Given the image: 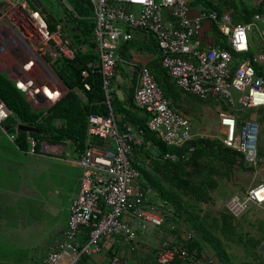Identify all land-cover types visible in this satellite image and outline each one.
<instances>
[{
	"label": "built area",
	"instance_id": "obj_1",
	"mask_svg": "<svg viewBox=\"0 0 264 264\" xmlns=\"http://www.w3.org/2000/svg\"><path fill=\"white\" fill-rule=\"evenodd\" d=\"M52 1L61 9L56 19L62 21H55L53 30L46 15L39 8L30 7V0H0V64L7 62L9 79L35 111L49 109L68 92L52 66L57 60L73 59L77 53L62 11L73 19L81 17L69 0ZM88 1L96 61H89L86 68L97 71L109 112L107 116L87 117L85 148L74 161L83 170L80 188L66 229L49 244L39 264H79L83 258L101 254L104 239L121 237L130 244L136 240L130 220L137 221L141 228H161L165 222L151 205L145 204L136 183V151L143 148L155 153L157 147L145 141L140 130L127 123L119 124L109 104L116 75V51L120 43L132 40L131 31L153 39L161 67L182 92L201 101L220 98L232 105L230 111L219 114V136L193 133L189 119L169 107L149 69L136 65L133 104L146 114V129L172 148H182L194 139L217 138L225 147L242 154L249 166L256 169L258 164L260 124L252 117L242 120L236 104L244 112L264 109V73H257L254 68L255 62H264V42L258 44L256 56L244 57L251 46V28L255 21L264 22V17L255 16L249 24H234L227 12L200 10L192 14L191 0ZM210 23L217 26L226 47L201 38L203 26ZM234 57L240 61L233 67ZM88 74L84 70L81 76L85 79ZM83 87L89 90L87 83ZM76 92L83 99L81 92ZM8 116L7 108L0 102V131L13 143L15 129L8 134L2 127ZM34 148L35 141L30 140L26 153L37 155ZM56 148L49 143L40 144L41 152L55 153ZM165 157L175 158L172 154ZM250 205L264 208V181L233 195L225 208L238 217ZM173 227L169 225L170 229ZM179 229L184 241L192 239V231ZM171 245L169 240L161 242L157 264H170L174 257L198 264L193 254ZM106 258L105 264L121 262L116 255Z\"/></svg>",
	"mask_w": 264,
	"mask_h": 264
},
{
	"label": "trees",
	"instance_id": "obj_2",
	"mask_svg": "<svg viewBox=\"0 0 264 264\" xmlns=\"http://www.w3.org/2000/svg\"><path fill=\"white\" fill-rule=\"evenodd\" d=\"M69 1L81 17L73 19L62 11L66 23H69L68 36L77 53L73 59L57 60L52 66L68 92L49 109L35 111L8 76L0 72V102L9 112L2 127L9 128L8 134L15 132L17 124L36 129V133L16 134L13 143L20 152H28L30 140L35 141L34 151L38 154L43 142L64 145L69 141L76 152H83L87 117L90 114L107 116L109 112L97 71L86 68L89 61H96L92 42L94 24L88 20L91 15L90 3L88 0ZM30 7L35 9L32 4ZM190 7H199L203 11L215 10L219 14L227 12L234 24H249L255 16L264 17V0H191ZM45 9L47 15L52 17V20L47 19V23L53 30L55 21H62L55 19ZM208 26L213 44L226 47L217 26L213 23ZM250 43L245 58H252V40ZM124 45L128 46L129 42ZM239 61L234 57L233 67ZM144 66L151 72L169 107L185 116L186 112L181 110L184 92L161 67L160 57ZM254 68L260 73L255 64ZM84 70L89 73L85 79L81 76ZM85 83L89 85L88 91L83 87ZM76 90L81 92L83 99ZM109 104L119 124L127 123L140 130L143 139L157 147L155 153L143 148L136 151L135 166L139 172L136 183L145 204L151 205L164 218L166 227L174 226L170 233H175L178 241L171 246H180L197 260L204 256L214 258L217 264H264V254L260 251L264 243V214L251 221L250 217H254L252 210L246 209L240 216L234 217L220 204L222 200L228 198V201L234 194L245 190L239 183V176L252 174L256 170L245 162L243 155L225 147L217 138L194 139L182 148L168 147L146 129L147 118H134L131 110L138 109L133 102L128 101L126 108L113 97ZM257 113L258 122L264 123V110ZM0 134L3 133L0 131ZM190 147L193 148L192 152L188 151ZM166 154H172L175 158L167 159ZM179 227L192 231V239L184 241ZM106 255L112 257L115 254L109 249ZM174 261L180 259L174 257L172 263ZM86 262L87 259L83 258L79 264Z\"/></svg>",
	"mask_w": 264,
	"mask_h": 264
},
{
	"label": "rangeland",
	"instance_id": "obj_3",
	"mask_svg": "<svg viewBox=\"0 0 264 264\" xmlns=\"http://www.w3.org/2000/svg\"><path fill=\"white\" fill-rule=\"evenodd\" d=\"M45 7L55 19L58 15L57 11H61L52 0H49ZM131 33L135 38L138 32L131 31ZM250 37L254 54L257 53L258 44L264 42V22L255 21ZM129 47L136 50V41ZM2 64L0 68L7 75L9 72L7 62ZM113 86H111L110 99L114 97ZM236 105L242 120L252 117L258 121L256 112H252L251 115L249 111L244 112L240 104ZM181 106L186 108L185 117L189 119L192 132L211 137L220 135L219 114L232 108L231 104L220 98L198 101L185 93L182 95ZM259 124L256 170L252 174L238 177L244 189L255 187L264 181V123L259 122ZM7 138L6 134H0V264H39L49 244L67 227L71 206L80 188L83 170L76 165H66L50 159L56 156L47 154L53 153L40 151V154L34 157L15 151L13 154L7 149L11 147ZM38 156H46L45 163L41 160L44 157ZM10 159H15L14 162L18 164L20 170H5ZM26 167L28 169L23 170ZM227 199L221 201V207H225ZM249 209L254 214V217H250L251 221L264 214V208L250 205L247 210ZM260 251L264 254V245L261 246ZM128 264L132 262L129 261Z\"/></svg>",
	"mask_w": 264,
	"mask_h": 264
},
{
	"label": "crops",
	"instance_id": "obj_4",
	"mask_svg": "<svg viewBox=\"0 0 264 264\" xmlns=\"http://www.w3.org/2000/svg\"><path fill=\"white\" fill-rule=\"evenodd\" d=\"M198 11H200L199 7H191L192 14H195ZM208 27H209L208 24H205L203 26V31L201 33V38L207 43L212 42L211 34L209 31H207ZM134 41H136V48H137L136 50H133L129 47V45L131 43H134ZM124 43L125 42L120 43L116 51L117 54L116 75L113 79L112 86L113 85L114 86L112 87L113 88L112 92H113V96L117 98L119 102L123 103L124 107L128 108L127 107L128 101H131V103L133 102V92L136 84V74H137L135 66L138 64L146 65L148 63L155 61L159 57V53L154 46L155 44L153 42V39L150 36L139 32L137 33V36L135 38L132 35V40L129 41L128 46L126 45L123 46ZM257 53H258V49H257ZM257 53L252 54V57L256 56ZM254 64L258 67L260 73H264V62L263 63L255 62ZM1 71L2 69L0 68V72ZM181 110L186 112V108L182 106H181ZM131 112L134 114V118H136L137 120H142L144 118H147L146 114L143 111L132 109ZM220 131L221 130L219 129V132ZM7 140L11 143V147H7V149H9L13 154L15 151L26 156H31L27 153L20 152L17 149V147L14 145V143H12L8 138ZM56 146L57 148L55 150V153L47 154V155L56 156L50 159L57 160L62 164L75 166L74 158L77 157L78 152L75 151L74 147H72L68 143H65L64 145H56ZM38 157H44V156H38ZM46 159L47 157L45 156L41 160L43 163H45ZM14 160L13 159L9 160L7 164L8 167L5 168V170H14V169L20 170V167L16 162H14ZM26 169H28V167L24 168L23 170ZM79 169L82 170L81 168ZM129 223L135 230L136 233L135 241L128 244L124 242L121 237L106 239V240L104 239L101 243V247H102L101 254L88 258L86 263L105 264L107 259L106 257L109 256V255L107 256L106 254L109 251V249H111V251L115 253V255L117 256L119 255L121 257L122 260L121 262L125 264L126 263L128 264L129 261H131L132 264H157L156 256L161 242L164 240H169L171 244H173L178 241L177 235L175 233H170L171 229L169 228V226L166 227L165 223L161 228H153L150 226L141 228L140 224H138V222L134 220H130ZM263 245L264 243L262 244V246ZM170 264H191V263L189 261L180 260L176 262L174 261L173 263L171 262ZM198 264H217V263L215 262L214 258L212 259L211 257L208 258L207 256H204L203 258H201V260H198Z\"/></svg>",
	"mask_w": 264,
	"mask_h": 264
},
{
	"label": "water",
	"instance_id": "obj_5",
	"mask_svg": "<svg viewBox=\"0 0 264 264\" xmlns=\"http://www.w3.org/2000/svg\"><path fill=\"white\" fill-rule=\"evenodd\" d=\"M11 1V0H10ZM31 4L35 7V8H39L40 11L42 12V14L46 15L48 20H52L51 16L47 15V11L45 8L42 7V4L40 2V0H30ZM15 131L17 133H36V129L32 128V127H28L22 124H17L14 127ZM6 132L9 130V128L5 129Z\"/></svg>",
	"mask_w": 264,
	"mask_h": 264
},
{
	"label": "flooded vegetation",
	"instance_id": "obj_6",
	"mask_svg": "<svg viewBox=\"0 0 264 264\" xmlns=\"http://www.w3.org/2000/svg\"><path fill=\"white\" fill-rule=\"evenodd\" d=\"M42 7L46 8L45 6L49 3V0H40Z\"/></svg>",
	"mask_w": 264,
	"mask_h": 264
}]
</instances>
